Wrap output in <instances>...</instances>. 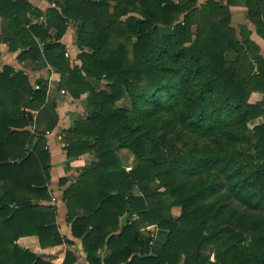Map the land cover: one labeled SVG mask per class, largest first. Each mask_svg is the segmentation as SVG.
I'll return each mask as SVG.
<instances>
[{"label": "trees", "instance_id": "1", "mask_svg": "<svg viewBox=\"0 0 264 264\" xmlns=\"http://www.w3.org/2000/svg\"><path fill=\"white\" fill-rule=\"evenodd\" d=\"M49 1L44 12L0 0L3 17L11 12L3 39L20 61L58 72L74 98L86 94L64 148L68 158L93 156L74 181L60 178V199L87 261L264 264V97L250 99L264 95V52L252 36L264 42V0ZM238 3L249 21L239 30ZM70 23L75 58L61 40ZM47 91L42 74L0 69V264H58L20 241L30 235L40 247L68 244L60 264L78 260L50 202L46 131L59 114ZM168 133L187 150L168 148Z\"/></svg>", "mask_w": 264, "mask_h": 264}, {"label": "crops", "instance_id": "2", "mask_svg": "<svg viewBox=\"0 0 264 264\" xmlns=\"http://www.w3.org/2000/svg\"><path fill=\"white\" fill-rule=\"evenodd\" d=\"M29 2L36 8L41 9L42 11H46V9L55 3L49 0H29ZM232 12V24L238 25V23H249L246 18V6L242 3H238L235 5H231ZM2 11L6 14L0 12V54L2 57L3 63H0V69L4 64H10L18 69H24L25 72H29L32 81H34L41 74L44 75L48 79V96L54 100H56V110L59 114V121L56 126L50 130L49 133H46L47 144L50 150L51 158H50V172H51V181L49 183V188L53 196H56V200H51L50 202L56 204L58 206L57 213V224L59 226V230L62 234L73 239L74 243L72 244L73 249L76 250L78 260L75 264H90L87 259L85 252L83 250L82 240L79 237L72 236L71 233V222L66 220L67 215V207L66 204L60 199L62 195L63 189L67 186V183L75 180V176L79 173V171L87 164L90 158L93 156L92 153H85L79 155L76 158H68L66 155L65 139L64 136L66 134V129L69 128L73 120L80 114L85 112V105L83 99L86 94L82 95L81 98H74L67 89L65 92H62L59 86L60 74L56 72L53 68L48 66H43L41 68H35L36 62L27 59L25 61H20L18 59L19 49L13 50L10 48L9 43L3 39L5 35V31L9 33L12 32L11 27H9L8 20L10 19L9 15L11 12L9 9L2 8ZM21 15L24 19L27 12L21 11ZM45 14L42 16H37L33 14L31 16V22H35L43 18ZM5 18V19H4ZM4 31V33H3ZM253 36V35H252ZM62 42L67 46V50L72 56L75 58L79 52L78 44H77V32L76 26L70 23L66 29V32L61 38ZM62 133L63 137L58 138V133ZM61 177H67L68 181L66 184H62L60 182ZM20 241H25V243H29L33 249L40 253L51 254V260L55 263L60 264L65 256V250L67 244H63L62 247L58 246H46L40 247L38 244V238L35 235L24 236L20 238Z\"/></svg>", "mask_w": 264, "mask_h": 264}, {"label": "rangeland", "instance_id": "3", "mask_svg": "<svg viewBox=\"0 0 264 264\" xmlns=\"http://www.w3.org/2000/svg\"><path fill=\"white\" fill-rule=\"evenodd\" d=\"M236 26V25H235ZM237 27V26H236ZM237 30H239V28L237 27ZM253 38L261 45V47H262V50H263V52H264V42L262 41V39H261V37H259L256 33H254L253 34ZM264 97V95H263V93H261V92H254V93H252V95H251V97H250V99L252 100V101H256V100H259V99H262ZM120 102L121 101H118V104H120ZM260 121H264V115L262 116V117H260V119H259ZM252 124L253 123H249V127L251 128V126H252ZM169 135H168V139H169V141H170V144H168L167 145V147L169 148L170 147V149L173 151V152H185L186 150H187V148H186V143L184 142V140H183V138H181L180 140H178V138H177V135L176 134H174V133H168ZM191 140H192V138H190V137H187V142L188 143H190L191 142ZM238 148H241L243 151H247L248 149V151L250 152V153H253V148L252 147H250V146H248V144L247 143H245V142H242L241 144H239V146H238ZM131 160L133 161L134 160V158L132 157H130V162H131ZM254 161V160H253ZM251 159L249 160V164L251 165V166H253V164H254V162H253ZM127 168H129V166L127 167ZM171 211H172V213L174 214V215H178L179 213H180V207L178 206V205H175V206H173L172 207V209H171ZM227 223H230V222H227V221H223V225H225V224H227ZM154 229L155 227L154 226H149V228L148 229ZM146 230H147V228H146ZM66 244V243H65ZM69 245L67 244V247H68ZM72 247V246H71ZM73 248V247H72ZM46 257H48V258H52V256H51V254H47V253H43ZM214 255H212V257H213Z\"/></svg>", "mask_w": 264, "mask_h": 264}, {"label": "built area", "instance_id": "4", "mask_svg": "<svg viewBox=\"0 0 264 264\" xmlns=\"http://www.w3.org/2000/svg\"><path fill=\"white\" fill-rule=\"evenodd\" d=\"M0 63L2 64L3 63V61H2V57H1V54H0ZM61 91L62 92H65V90L64 89H61ZM50 132V130H47L46 131V133H49ZM63 137V134L62 133H58V138H62ZM52 200H56V196H52ZM213 258V257H212Z\"/></svg>", "mask_w": 264, "mask_h": 264}]
</instances>
